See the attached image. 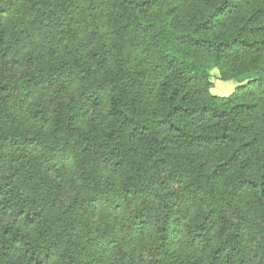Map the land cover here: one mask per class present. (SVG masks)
Returning <instances> with one entry per match:
<instances>
[{
    "label": "trees",
    "instance_id": "1",
    "mask_svg": "<svg viewBox=\"0 0 264 264\" xmlns=\"http://www.w3.org/2000/svg\"><path fill=\"white\" fill-rule=\"evenodd\" d=\"M0 264H264V0H0Z\"/></svg>",
    "mask_w": 264,
    "mask_h": 264
},
{
    "label": "rangeland",
    "instance_id": "2",
    "mask_svg": "<svg viewBox=\"0 0 264 264\" xmlns=\"http://www.w3.org/2000/svg\"><path fill=\"white\" fill-rule=\"evenodd\" d=\"M212 82L214 84V87L211 90V93L218 97H228L235 91L236 87L238 86V83L235 81H228V82L221 81L217 71L212 72ZM91 218L92 219H91L90 227L92 228L93 232L97 230L95 224L110 225L114 222L110 220L111 215H108L106 213V211L103 208V205L99 201L96 202L95 211ZM144 234L146 236L145 240L147 241L149 238L148 231H145Z\"/></svg>",
    "mask_w": 264,
    "mask_h": 264
}]
</instances>
